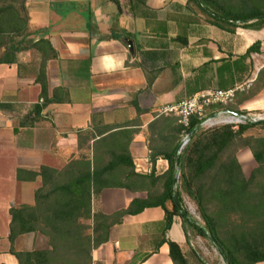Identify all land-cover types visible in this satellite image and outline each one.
Masks as SVG:
<instances>
[{
  "label": "crops",
  "instance_id": "0c3cea01",
  "mask_svg": "<svg viewBox=\"0 0 264 264\" xmlns=\"http://www.w3.org/2000/svg\"><path fill=\"white\" fill-rule=\"evenodd\" d=\"M25 6L29 39L49 40L58 54L47 64L49 93L65 89L69 102L50 104L40 123L20 128L39 102L41 87L34 74L21 77L17 65L0 64V103L12 106L0 111V264H19L10 252V211L34 205L42 181L28 180V172L47 165L46 155L56 163L51 168L62 169L114 131L137 130L141 122L148 128L160 107L212 91L235 90L230 105L237 102L240 112L264 110V27L248 29L231 20L264 11V0H26ZM258 43L260 51L247 55ZM24 53L32 50L21 52L23 62ZM250 91L251 97L238 102ZM134 101L147 113L139 123ZM139 136L129 147L135 172L149 176L154 170L162 177L169 162L162 156L151 162L153 153L162 154V141ZM19 170L28 171L27 180L17 179ZM155 192L152 187L104 188L93 197V211L113 215ZM167 208L172 210V203ZM189 236L181 217L174 216L167 229L165 211L146 208L111 229L109 242L93 251L92 264H174L169 242L181 248L189 264H198ZM14 248L50 249L45 236L36 233L19 236Z\"/></svg>",
  "mask_w": 264,
  "mask_h": 264
},
{
  "label": "trees",
  "instance_id": "16d2710c",
  "mask_svg": "<svg viewBox=\"0 0 264 264\" xmlns=\"http://www.w3.org/2000/svg\"><path fill=\"white\" fill-rule=\"evenodd\" d=\"M206 1L210 2V0ZM25 2L26 0H22L17 4V0H7L0 6V49L2 50L0 64L17 65L21 77L24 74H34L36 84L41 87L39 102L33 105L27 117L20 121V128L34 127L40 123L44 119L43 112L50 104L69 102L65 89L55 90L52 96L49 93L47 64L50 60L57 59L58 54L49 40L29 39L32 33ZM231 18L248 29L260 30L264 27V11ZM252 21L256 23L249 24ZM219 26L225 29L222 25ZM28 50L35 52L38 60L41 61L37 72L34 71L32 74L26 73L28 63L19 58L21 52ZM259 51L258 43L248 50L247 55ZM133 104L138 114L143 112L136 101ZM218 106L232 113L246 114L233 109L232 105H215L212 108L216 109ZM11 107L6 103H0V111L9 110ZM178 124L179 131L188 134L193 132V134L180 155L177 148L161 155L155 153L151 155L153 165L156 164L159 156L169 162V170L162 177H155L154 170L149 176L135 172L129 150L131 132L125 129L124 131L128 133L122 140L125 138L130 140L117 139L118 141L112 143L108 141L104 145L105 148H99L97 142L93 148L89 147L88 153L81 154L62 169L42 166L37 173L19 170L17 174L19 181L27 180L24 176L27 172L28 180L32 181L40 177L42 181V186L35 191L34 205H21L10 211L12 217L10 252L17 258L19 264H92L93 251L109 242L110 231L115 225L122 223L127 215L139 214L146 208L152 207H161L165 211L167 229L171 227L174 216H179L183 220L187 235L190 230L208 240H210L208 234L212 235L225 264L264 262V181L259 182L261 193L251 190L259 176L264 178V136L244 144L258 164V168L249 178L244 175L235 154L224 158L231 145L238 139L244 138L245 133L258 127L264 131V121L236 127L226 125L203 133L200 131L201 122L197 117H192L188 128L179 121ZM105 132L107 131L104 130V133L100 134ZM116 132L118 130L112 133L116 135ZM92 139H96L94 134ZM178 156H180L179 168H177ZM187 170L190 172L187 173ZM178 172L181 174L182 190L197 203L203 225L182 208L181 193L175 190ZM208 177H211L210 184L194 190L195 181ZM113 178H117V181L111 182ZM132 179L134 183L141 180L139 188L132 185L137 189L155 188L158 181H163V189L159 194L149 193L146 200H134L128 209L113 215L93 211V197H97L104 188L130 189ZM169 202L172 203V210L167 208ZM213 202L218 206L215 213L209 210ZM232 215H239L241 219L229 221L228 217ZM88 221L92 224H87ZM29 233L45 236L50 249L17 251L14 248L16 239ZM168 244L174 264H189L176 243ZM198 264L208 263L199 258Z\"/></svg>",
  "mask_w": 264,
  "mask_h": 264
},
{
  "label": "rangeland",
  "instance_id": "374dc122",
  "mask_svg": "<svg viewBox=\"0 0 264 264\" xmlns=\"http://www.w3.org/2000/svg\"><path fill=\"white\" fill-rule=\"evenodd\" d=\"M21 1L22 0H17V4L21 3ZM5 2H7V0H0V6L3 5ZM18 7H19V5H18ZM1 53L2 52L0 51V55H1ZM22 57L26 58L25 62L28 63V65H27L28 69H27L26 73L32 74L34 71L37 72V70L39 68V64L41 62L40 59L38 60L37 54L35 52H32L31 54L30 53L29 54L24 53L22 55ZM252 93H253L252 91H250L249 93H246V92L242 93L243 96L239 97L238 102L251 97ZM236 103L237 102H235V105L232 106L233 109H237ZM218 107H216V109H213L212 107L209 108L206 111V114H212L213 112H216V111L220 110V108H222L221 106L219 108ZM162 108H163V106L157 110L155 115H153V116H158V119L153 120L151 122V124L148 125V128H143V124L141 122V126H140L141 128L137 129V130H132V131L130 130L131 133H130L129 137H130L131 141H134L135 134H140V135H142V136H139L140 141H144L143 136H146L148 138V141H162V143H163L162 144V151H163L162 154H164V152H171L176 148L178 149V147L181 145V141H182V138L184 136V132L179 131V124H178L179 118H176V116L173 117V116H166V115L159 114V112ZM135 109H136V107H135ZM136 111H137V109H136ZM244 112H246V114L248 113V114L257 115L258 117L260 115L261 118H264V110L263 111L262 110L261 111L260 110L259 111L249 110V111H244ZM146 114L147 113H144V112L139 113L138 123L141 121L140 117L142 115H146ZM150 115L152 117V114H150ZM147 119H149L148 116H147ZM235 129H237V128H235ZM210 130H212V129H210ZM210 130L200 128V131L202 133L208 132ZM116 133H117L116 135H114L112 133L113 135L111 134L110 137L106 138L105 140H101L102 143L101 144L99 143V148H105L104 145L107 144L108 141H110L112 143L113 141H118L117 139H119V141L130 140L129 138H125L122 140V138L125 136V134L128 133V131H124V129H122V131H120V129H119L118 132H116ZM261 136H264V131L259 127L248 131L247 133H245L244 138L238 139L236 142H234L231 145L229 151L225 154L224 158L226 159V157L235 154L239 163H240V166L242 168L243 173H244V171H246V173L252 174V172L258 168V164L254 160L253 155H252L251 151L249 150V148L245 147L244 144L249 140H252L254 138H258ZM175 141H180V142H178V144H179L178 146L175 145ZM117 149L119 150L118 147H117ZM80 154L81 153H79V156H80ZM46 156H47V159H46L45 163L47 165H45V166L51 167V164L56 166V163H51V157L48 155H46ZM247 158L249 160H251V162L248 164H247ZM135 168H136V166H135ZM189 172L190 171L187 170V173H189ZM180 178H181V174H180V172H178L177 173V185L175 186V190L178 191L179 193H181L182 208L184 211H187L193 219H196L199 223H201L203 225L204 223L200 217L198 205L189 195H187L186 192H184L182 190V187H181L182 180ZM210 178L211 177L203 178L201 180L195 181L194 185H193L194 190H198V188L201 187L202 185L210 184V182H211ZM110 181L116 182L117 178H113ZM261 181H264V178L259 176L257 181L255 182V184L252 186L251 190L258 192V193H261L262 190H261L260 185H259V182H261ZM135 183L133 180L130 183V187H132V185H136L139 188L142 182L140 180V181H137ZM41 186H42V183H41ZM162 189H163V181H158L156 183V187L154 188V190L156 191L155 193L159 194L162 191ZM10 197H17V195L12 194V195H10ZM169 204H170V202H169ZM209 210L211 213H215V211L218 210L217 203L216 202L211 203L209 206ZM194 211L196 212V214H194ZM240 219L241 218L239 217V215H232L231 217H228L229 221H233V220L238 221ZM189 234H190L191 240L194 243L195 250H196V252L199 253V256L201 259L206 261L208 264H224L222 258L220 257V254H219L217 247L210 240L194 234L191 230H190ZM40 251H43V250H40Z\"/></svg>",
  "mask_w": 264,
  "mask_h": 264
},
{
  "label": "built area",
  "instance_id": "2783aa9c",
  "mask_svg": "<svg viewBox=\"0 0 264 264\" xmlns=\"http://www.w3.org/2000/svg\"><path fill=\"white\" fill-rule=\"evenodd\" d=\"M236 91H212L206 94L195 96L188 100L173 105H166L160 110L159 114L166 116H176L179 118V123L185 128L190 126L192 117H197L201 122L200 128L210 130L226 125H245L247 123H257L264 121L254 114H236L226 109H220L212 114H206V111L215 105L228 106L235 100ZM191 140L190 134L184 132L181 141V154L183 149L189 144ZM194 214L196 212L194 211ZM221 257V256H220ZM223 260V259H222ZM224 262V261H223ZM225 264V262H224Z\"/></svg>",
  "mask_w": 264,
  "mask_h": 264
},
{
  "label": "water",
  "instance_id": "95a60500",
  "mask_svg": "<svg viewBox=\"0 0 264 264\" xmlns=\"http://www.w3.org/2000/svg\"><path fill=\"white\" fill-rule=\"evenodd\" d=\"M127 45H128V49H129V52L131 53V54H133L134 53V49H133V44H132V42L131 41H127ZM192 134H193V132L192 133H190V136H192ZM181 150V146H179V148H178V151H180ZM179 155H180V153H179ZM179 165H180V156H178V160H177V168H179ZM176 181H177V179H176ZM175 200H176V198H175ZM208 234V233H207ZM208 237H209V239H210V241L219 249V246H218V244H217V242L215 241V239L213 238V236L212 235H210V234H208Z\"/></svg>",
  "mask_w": 264,
  "mask_h": 264
}]
</instances>
